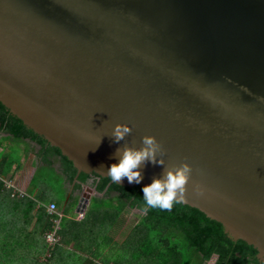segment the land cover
Instances as JSON below:
<instances>
[{
    "label": "water",
    "instance_id": "obj_1",
    "mask_svg": "<svg viewBox=\"0 0 264 264\" xmlns=\"http://www.w3.org/2000/svg\"><path fill=\"white\" fill-rule=\"evenodd\" d=\"M0 101L79 175L155 137L165 164L114 183L189 164L179 203L264 264V0H0Z\"/></svg>",
    "mask_w": 264,
    "mask_h": 264
},
{
    "label": "trees",
    "instance_id": "obj_2",
    "mask_svg": "<svg viewBox=\"0 0 264 264\" xmlns=\"http://www.w3.org/2000/svg\"><path fill=\"white\" fill-rule=\"evenodd\" d=\"M6 144L9 152H0V264H209L216 257V264H263L259 250L233 241L222 224L199 209L176 202L170 210L150 207L142 187L79 175L58 148L0 101V150ZM23 147L26 160L34 157L35 168L25 194L10 187L22 167ZM90 183L101 197L93 198L82 221H75L81 194ZM51 204L57 214H50ZM135 210L142 212L141 222L123 243L117 242ZM57 227L60 241L51 246L47 235Z\"/></svg>",
    "mask_w": 264,
    "mask_h": 264
},
{
    "label": "clouds",
    "instance_id": "obj_3",
    "mask_svg": "<svg viewBox=\"0 0 264 264\" xmlns=\"http://www.w3.org/2000/svg\"><path fill=\"white\" fill-rule=\"evenodd\" d=\"M131 131L132 129L128 125H116L113 142L118 145ZM143 145L144 147L141 149L125 147L122 152L121 149H116L118 163H113L107 168V175L113 182L121 184L124 178H127L128 184L140 185L144 179L142 164L151 163L157 166L165 164L164 159H157L158 152L161 157L165 153L161 150L155 137L145 136ZM191 175L192 168L187 163L166 170L161 178H154L150 184L142 187L146 204L150 207L170 210L174 202L179 203L184 200L186 186L189 184Z\"/></svg>",
    "mask_w": 264,
    "mask_h": 264
},
{
    "label": "rangeland",
    "instance_id": "obj_4",
    "mask_svg": "<svg viewBox=\"0 0 264 264\" xmlns=\"http://www.w3.org/2000/svg\"><path fill=\"white\" fill-rule=\"evenodd\" d=\"M7 151L9 152V144L5 145V148L1 149L0 152ZM26 154L24 147L21 151V158H22V167L16 170L15 173V179L10 183V187L14 186L17 188L18 191L21 193H27L28 187L31 183V179L33 177V172L35 171V168L32 165V160L34 157L30 160H26ZM95 197H101L97 193L94 194ZM143 217V214L139 210H135L133 212H130L127 223L125 226H123L120 230V233L116 235V241L123 243L128 236L129 232L141 222V219ZM217 257L209 264H216Z\"/></svg>",
    "mask_w": 264,
    "mask_h": 264
},
{
    "label": "crops",
    "instance_id": "obj_5",
    "mask_svg": "<svg viewBox=\"0 0 264 264\" xmlns=\"http://www.w3.org/2000/svg\"><path fill=\"white\" fill-rule=\"evenodd\" d=\"M18 170V169H17ZM35 172V171H34ZM34 172H33V174H34ZM15 173H16V171L14 172V174H13V176H14V179H15ZM33 178V177H32ZM31 181H32V179H31ZM31 184V183H30ZM29 187H30V185H29ZM29 187H28V190H29ZM86 187H90L92 190H94V188H93V184L92 183H90L89 185H87ZM27 190V191H28ZM86 191V190H85ZM95 191V190H94ZM94 198H95V196H93ZM90 207V206H89ZM89 207H87V209H89ZM87 209L84 211V212H81V214H80V212H78V211H76L75 212V216H73V217H75V221H82L83 219H84V217H85V215L87 214ZM73 219V218H72ZM38 247V244H35V249L34 250H38L39 248H37ZM72 249V248H71ZM60 264H81V263H77V262H75V261H73V262H69V261H61L60 262Z\"/></svg>",
    "mask_w": 264,
    "mask_h": 264
},
{
    "label": "built area",
    "instance_id": "obj_6",
    "mask_svg": "<svg viewBox=\"0 0 264 264\" xmlns=\"http://www.w3.org/2000/svg\"><path fill=\"white\" fill-rule=\"evenodd\" d=\"M48 210H49L50 214H57L58 208H57L56 204H51L49 206ZM57 230H58V227H57L55 232L49 233L47 235V242L51 246H55L60 241V238L57 236Z\"/></svg>",
    "mask_w": 264,
    "mask_h": 264
},
{
    "label": "flooded vegetation",
    "instance_id": "obj_7",
    "mask_svg": "<svg viewBox=\"0 0 264 264\" xmlns=\"http://www.w3.org/2000/svg\"><path fill=\"white\" fill-rule=\"evenodd\" d=\"M84 192H85V189H84L83 193L81 194V197L84 195Z\"/></svg>",
    "mask_w": 264,
    "mask_h": 264
}]
</instances>
